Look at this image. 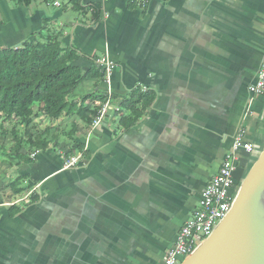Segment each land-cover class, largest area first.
<instances>
[{
  "label": "crops",
  "instance_id": "1",
  "mask_svg": "<svg viewBox=\"0 0 264 264\" xmlns=\"http://www.w3.org/2000/svg\"><path fill=\"white\" fill-rule=\"evenodd\" d=\"M54 1L0 0V49L44 21L62 27L83 71L108 53L121 109L89 137L77 108L91 119L106 86L86 78L68 98L73 113L42 115L46 148H23L39 152L19 164L0 159V202H10L0 208V264H163L236 135L254 147L236 153L241 182L264 146V97L248 90L264 56V0ZM135 90L154 98L124 128ZM88 137L89 153L64 168Z\"/></svg>",
  "mask_w": 264,
  "mask_h": 264
},
{
  "label": "trees",
  "instance_id": "2",
  "mask_svg": "<svg viewBox=\"0 0 264 264\" xmlns=\"http://www.w3.org/2000/svg\"><path fill=\"white\" fill-rule=\"evenodd\" d=\"M28 4L31 0H19ZM64 30L48 21L42 23L41 29L32 34V38L24 40L17 47L6 46L0 49V159L9 163L19 164L30 159L28 152L22 153L25 147L44 149L48 142L41 135L32 134L27 126L35 114V106L41 109V114L50 119H58L63 114L75 111L68 98L77 86L86 78L103 77V71L98 66L91 65L88 71H83L78 61L82 55L71 45H65ZM264 97V96H263ZM152 92H131L123 103L130 113L121 117L124 128L137 123L143 111L152 101ZM85 99H91L86 96ZM102 101L104 97L96 96L93 101ZM101 103V105H102ZM138 103L142 108H136ZM100 108L91 111L96 115ZM97 111V112H96ZM78 114L89 123L85 117L86 111L77 108ZM12 125L8 130L6 123ZM23 127L22 129H20ZM11 136L12 144L4 146L1 138ZM83 148L80 146V151ZM88 151L85 150L84 154ZM89 153V152H88ZM87 153V154H88ZM240 184V179H235Z\"/></svg>",
  "mask_w": 264,
  "mask_h": 264
},
{
  "label": "built area",
  "instance_id": "3",
  "mask_svg": "<svg viewBox=\"0 0 264 264\" xmlns=\"http://www.w3.org/2000/svg\"><path fill=\"white\" fill-rule=\"evenodd\" d=\"M149 2L150 0H139V6L145 8ZM53 3L59 5L56 0ZM96 63L103 71L106 96L100 109L96 115L92 117L88 134L89 137L90 134L104 122L111 109L115 111L121 109L119 106L112 105L113 87L111 74L113 62L110 60L108 53L106 52L104 56L98 58ZM248 90L252 98L264 96V56L256 73V77L250 82ZM89 137L86 138L82 151L66 159L64 168L73 167L81 162L85 150L88 149ZM241 148L247 152L254 151L253 145L245 140V136L242 132L236 135L231 150L226 153L218 170L209 179L202 190L198 207L195 208L191 217L180 227L174 244L163 254V264H181L183 260L190 256L196 248L201 245L205 238L212 233L217 224L228 213L240 186V184L237 185L235 182L234 171L237 168L236 153ZM38 152L39 150H34L30 153V156L35 157ZM27 197L28 196H25L19 200L28 202ZM19 200H16V202ZM7 204H10V202H0V208ZM180 259L181 261L179 262Z\"/></svg>",
  "mask_w": 264,
  "mask_h": 264
},
{
  "label": "water",
  "instance_id": "4",
  "mask_svg": "<svg viewBox=\"0 0 264 264\" xmlns=\"http://www.w3.org/2000/svg\"><path fill=\"white\" fill-rule=\"evenodd\" d=\"M181 264H264V146L228 213Z\"/></svg>",
  "mask_w": 264,
  "mask_h": 264
},
{
  "label": "rangeland",
  "instance_id": "5",
  "mask_svg": "<svg viewBox=\"0 0 264 264\" xmlns=\"http://www.w3.org/2000/svg\"><path fill=\"white\" fill-rule=\"evenodd\" d=\"M37 106L38 104L34 108L36 117L33 118L32 124L26 127V129H28L32 134L41 132L42 130L45 129V127H49L48 125L50 124L48 120L42 116L41 109H38ZM6 127L9 130L12 127V125L7 122ZM22 128L23 127H21L20 129ZM1 140H3L4 146H10L13 143L10 135L1 138ZM180 261L181 259L179 260V262Z\"/></svg>",
  "mask_w": 264,
  "mask_h": 264
}]
</instances>
